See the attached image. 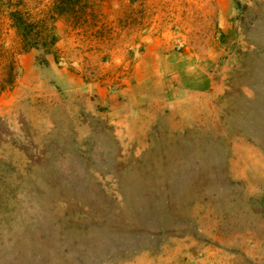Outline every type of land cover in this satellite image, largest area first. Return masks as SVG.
Masks as SVG:
<instances>
[{
	"label": "rangeland",
	"instance_id": "374dc122",
	"mask_svg": "<svg viewBox=\"0 0 264 264\" xmlns=\"http://www.w3.org/2000/svg\"><path fill=\"white\" fill-rule=\"evenodd\" d=\"M0 264H264V0H0Z\"/></svg>",
	"mask_w": 264,
	"mask_h": 264
}]
</instances>
